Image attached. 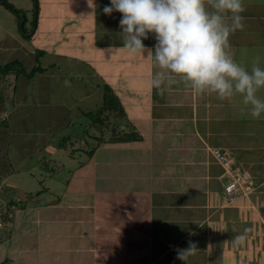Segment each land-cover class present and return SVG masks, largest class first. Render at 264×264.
Returning a JSON list of instances; mask_svg holds the SVG:
<instances>
[{"label": "crops", "instance_id": "obj_1", "mask_svg": "<svg viewBox=\"0 0 264 264\" xmlns=\"http://www.w3.org/2000/svg\"><path fill=\"white\" fill-rule=\"evenodd\" d=\"M90 3L92 6L89 0H71L70 10L61 14L64 23L57 29L59 37L70 36V41L62 38L55 46L75 51V55L70 53L75 57L70 74L74 76L82 66L88 71L92 68L95 77L93 84H74L76 90L63 86V101L75 106V117L69 116L66 122L79 126L76 117L83 110L97 109L88 97L96 95L95 104L100 105L107 83L125 109V116L116 118L121 129H132L141 137L129 142H112L109 136L101 142L93 139L90 149L94 154L85 163L90 170L80 185L83 188L67 189L64 198L41 202L36 194L30 205L22 201L15 208L19 210L11 220L18 227L16 235L36 214L28 224L43 225L38 231L25 228L20 231L22 240H17L23 245V239L38 234L37 242L42 243L19 251L13 248L15 238L10 235L11 240L0 241V251L17 258L14 264H26L22 258L35 250L45 252L35 264H185L176 258L177 249H187L191 242L197 247L187 264H264V114L257 127L239 97L229 102L215 95L194 94L179 80L163 95L158 94L150 83L158 69L147 51L132 54L123 47L122 14L104 13L111 0ZM244 5L245 27L230 36V45L235 59L250 70L253 57H264V0H244ZM44 25L38 22L34 35L27 39L33 41V47L28 48L23 38L10 31L1 42L29 51V62L43 68L39 71L43 73L41 83L50 78V59L56 60L55 64L61 59L50 51L52 45L46 37L36 40L55 32ZM155 43L152 34L144 40L146 48L154 49ZM38 51L43 54L37 60ZM15 77L19 80L22 74ZM258 95L264 98V90ZM0 100L17 102L14 97ZM17 103L15 109L25 105L23 99ZM246 122L248 127L241 126ZM213 148L225 149L237 168L251 174L254 192L229 200L224 186L230 176ZM4 153L5 148L0 149V155ZM1 162L0 192L13 171L5 158ZM238 236L243 239L237 241Z\"/></svg>", "mask_w": 264, "mask_h": 264}, {"label": "rangeland", "instance_id": "obj_2", "mask_svg": "<svg viewBox=\"0 0 264 264\" xmlns=\"http://www.w3.org/2000/svg\"><path fill=\"white\" fill-rule=\"evenodd\" d=\"M3 2L13 5L14 8L22 12L19 14L14 13ZM37 2L38 5L36 4V0H0V43L4 42V39L7 37V31H10L23 38L28 48L29 46L33 47V41L27 40L28 38L24 36V31L20 26L25 22V28L30 32L33 28L32 22H35L38 16V22L41 25L45 24L44 26L47 25V27L54 29L55 32L49 31L44 35L42 34L43 36H37L36 40L41 41L43 37H46L52 45V50L50 51L55 55H61V59L58 61L59 64H55L56 60L54 59H50V62L47 63V77L50 78L48 81L41 83L40 77L43 73L39 71H37L38 73H33L31 71L34 67V62H29V55L31 57V54H28V50L22 49V46H15V43L7 42L8 45L6 43L4 45L2 43L0 44V64L4 65L16 58H22L20 60L24 62L27 68V74L22 73V77L19 80H16L15 73L3 77L0 76L1 97L9 99L14 97L19 103H21L22 99L25 101V105H18L15 109L14 103L18 104L17 102H10L9 100L3 102L0 100V111L2 112L0 114V135L6 134L7 136L6 138H0V149L5 148V152H7L2 156L0 155V162L5 158L8 162V167L11 165V169L13 170L11 171L12 175L6 179L2 186L3 191L0 192V224H2V227H0V241L3 238V242L9 241L12 239L10 235H13L15 238L13 248H17L19 251H23L25 247H27V250L28 247L32 249L33 244L42 243L37 242L39 235L36 234L34 238H27L28 240L23 239L22 245L19 242L23 238L20 235V231H24L29 226L35 229L37 228L38 231L43 225H37L35 221L34 223L28 224V222H31L37 216L36 214L27 223L25 222L23 225V227L25 226L24 229H20L16 235L18 227L13 223L11 218L19 209L12 208V205L18 206L22 201L30 205L31 203L29 201L36 194L38 196V202L44 199H61L66 195L67 189L76 190V187L83 188L80 185L83 179H86L84 177L87 170H90L89 165L85 166V163H88L89 158H91L89 150L92 144L94 145L95 141L93 139L98 140L100 138L101 142L105 137L112 136V130H116V132L122 130L121 123L118 122V119L116 121V118H120L118 115H115V117L111 116L106 121V125L100 123L101 125H98V129H95V127L88 128L91 121L84 114L76 117L79 121V126L66 122L73 115L75 106H69L63 101V86L70 85L71 89L76 90L74 84H80L81 82L93 84L92 81L95 77L91 74L92 68L90 72L85 67L82 68V66L81 69L75 70L78 74L75 73L74 76L70 74L72 72V66L74 67L75 57L73 55L75 54L73 52L75 51L59 49L61 48L60 46H55L62 38L63 40L68 39L70 41V36L59 37V31L57 29L64 23L63 15H65V11L68 12L66 9L70 10V6H72L71 0H37ZM36 12L38 14L37 16L35 14ZM63 28H65V24ZM42 32L44 33V31ZM69 32L71 31L66 30V33ZM70 53L73 55H70ZM84 64L83 66H88L87 63ZM77 66L80 65L77 64ZM15 86L18 89H15ZM73 95L72 97H74ZM89 98L92 100V107L94 106V108H98L102 104V102L100 105L95 104L97 98H99L96 95L95 97L89 96ZM64 105L70 107L72 110H67ZM66 112H70L71 115H67ZM50 114L53 118L49 116ZM63 115L66 116L65 120L63 119ZM74 117L72 116V118ZM4 120L7 121L4 122ZM256 122H258L256 125L258 127L260 121L256 119ZM244 125L248 127L247 122L241 123V126ZM66 126L68 128L66 129L67 131H63V128ZM86 128L90 131V137L85 135ZM50 131L52 133L55 132L52 139H50V135H52ZM132 131V129H127L125 132L129 133ZM257 131L259 132V128ZM66 135H69V138L64 140ZM257 137L258 134L256 138L254 137V144L259 139ZM222 150L225 151V149ZM79 165H83L82 168ZM245 173L252 183L250 188V192L252 193L255 191L254 178L247 171ZM29 196L31 197L29 198ZM9 202L15 203L11 204ZM3 214H7V216H3ZM66 214H69V212ZM44 248L42 247V249ZM42 253L45 255L44 251L40 253L35 250L29 253L28 256L24 255L22 259L26 264H35L36 260L42 258ZM16 259L12 255L5 256L0 251V263L7 262L5 264H14Z\"/></svg>", "mask_w": 264, "mask_h": 264}, {"label": "clouds", "instance_id": "obj_3", "mask_svg": "<svg viewBox=\"0 0 264 264\" xmlns=\"http://www.w3.org/2000/svg\"><path fill=\"white\" fill-rule=\"evenodd\" d=\"M245 10L244 0H111L103 9L122 14L123 47L132 54L147 51L154 61L158 71L150 83L158 94L179 80L194 94L229 102L239 97L249 115L259 119L264 114V98L258 95L264 90V57H253L249 70L230 45V36L245 27ZM149 34L154 49L144 44ZM196 247L190 242L187 249H177L176 258L187 264Z\"/></svg>", "mask_w": 264, "mask_h": 264}, {"label": "trees", "instance_id": "obj_4", "mask_svg": "<svg viewBox=\"0 0 264 264\" xmlns=\"http://www.w3.org/2000/svg\"><path fill=\"white\" fill-rule=\"evenodd\" d=\"M3 3L8 5V7L16 14H19L22 12L21 10L19 11L17 8H14L13 5L8 4L7 2H3ZM36 4L38 5L37 0H36ZM35 14H36V16L38 15L37 12ZM32 25H33V28L31 29L30 32H28L26 30L25 22H23L20 26V28L23 29V31H24V36L28 39L32 38V36L35 33V30L37 29L38 16L36 17L35 22H32ZM41 54H43V51H38L36 53V59L37 60L39 59V56ZM42 70H43V68L41 67L40 64H38V65H35L31 71L34 73V72L42 71ZM12 73L27 74V68H26L24 62L20 60V58H16V59H14V60H12V61L4 64V65L0 64V76L3 77L6 75H9V74H12ZM1 96L2 95H0V98L3 99V97H1ZM82 114L86 115L87 117L89 115V119L91 122H90L88 128L95 127L98 129V127H99L98 125H101V124L106 125V121H108L111 118V116L118 115L119 117L122 118L125 116L126 113H125V109L122 105V102H121L119 96L115 93L113 87L106 83L103 85V102H102V104L97 109H92L90 111H83ZM6 121L4 120V122H6ZM88 128H86L85 135L90 137V135H89L90 131ZM140 137L141 136L136 131L126 133L124 131L116 132V130H112V136H111L110 140L112 142H129V141L138 140V139H140ZM68 138H69V135H66L64 140H66ZM89 153L91 155L94 154L93 150H91V149H90ZM9 203L14 204L15 202H9ZM20 205L21 204H18V206H20ZM3 216H7V214H3ZM5 263L6 262H1L0 264H5Z\"/></svg>", "mask_w": 264, "mask_h": 264}, {"label": "built area", "instance_id": "obj_5", "mask_svg": "<svg viewBox=\"0 0 264 264\" xmlns=\"http://www.w3.org/2000/svg\"><path fill=\"white\" fill-rule=\"evenodd\" d=\"M212 152L218 158L219 162L227 169L230 176L229 182L224 186V192L229 200L234 202L243 196L249 195L251 193L250 188L252 183L249 181L250 178L245 171L240 170L235 166V163L228 152L220 148H213ZM12 208H15V205H13ZM0 227H2V224H0Z\"/></svg>", "mask_w": 264, "mask_h": 264}]
</instances>
